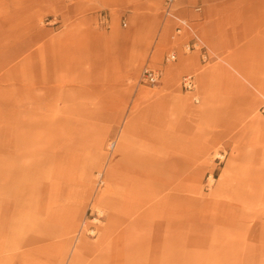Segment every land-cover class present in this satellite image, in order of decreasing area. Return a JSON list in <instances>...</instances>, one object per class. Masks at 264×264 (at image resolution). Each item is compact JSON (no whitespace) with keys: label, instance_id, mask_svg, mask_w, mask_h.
<instances>
[{"label":"crops","instance_id":"1","mask_svg":"<svg viewBox=\"0 0 264 264\" xmlns=\"http://www.w3.org/2000/svg\"><path fill=\"white\" fill-rule=\"evenodd\" d=\"M0 1L16 2L29 27L41 13L57 18L41 34L27 28L24 39L27 83L48 90L43 96L57 92L59 120L111 123V131L122 123L120 136L130 146L119 147L111 184L194 185L199 176L186 171L205 170L200 159L263 147L264 131L238 123L263 103L264 0H177L169 14L164 0ZM16 35L7 38L21 40ZM188 42L194 49L184 51ZM170 52L176 59L166 62ZM40 57L41 69L34 61ZM145 68L160 72L159 83L141 82ZM184 75L193 77L192 91L182 89ZM155 152L168 175L145 171L153 169ZM243 199L221 188L201 196L107 194L99 200L106 225L71 255L76 264H264V214L243 211Z\"/></svg>","mask_w":264,"mask_h":264},{"label":"rangeland","instance_id":"2","mask_svg":"<svg viewBox=\"0 0 264 264\" xmlns=\"http://www.w3.org/2000/svg\"><path fill=\"white\" fill-rule=\"evenodd\" d=\"M12 5L0 1V264H76L72 249L95 241L107 223L106 204L99 202L107 194L201 196L221 188L246 199L243 211L264 214V138L258 153H212L200 159V165L208 166L205 170L186 171L194 179L199 176L194 185L111 184L109 172L122 155L119 147L130 146L120 136L122 123L111 131V123L59 120L57 92L43 96L49 91L33 90L37 84L31 78L27 83L24 39L27 28L41 34L43 27H56L57 18L41 13L29 27L25 11L16 2ZM12 33L21 40H10ZM34 46L40 49L42 42ZM44 60L34 59L39 69ZM238 124L264 131V97L250 120ZM152 156L153 169L145 171L157 178L166 175L161 155ZM227 176H234L236 184L221 180Z\"/></svg>","mask_w":264,"mask_h":264},{"label":"built area","instance_id":"3","mask_svg":"<svg viewBox=\"0 0 264 264\" xmlns=\"http://www.w3.org/2000/svg\"><path fill=\"white\" fill-rule=\"evenodd\" d=\"M177 0H164L163 10L165 13L169 14L172 11V6ZM124 25V23H123ZM180 27H177L175 30V34H179ZM184 51H191L194 49V43L188 42L183 44ZM176 59V53L170 52L165 56L166 62H172ZM160 72L155 69L145 68L143 69L140 80L141 82L147 85H155L160 79ZM181 87L184 91H192L195 88V82L191 75H184L181 78Z\"/></svg>","mask_w":264,"mask_h":264}]
</instances>
